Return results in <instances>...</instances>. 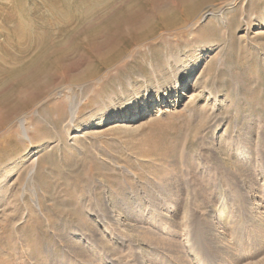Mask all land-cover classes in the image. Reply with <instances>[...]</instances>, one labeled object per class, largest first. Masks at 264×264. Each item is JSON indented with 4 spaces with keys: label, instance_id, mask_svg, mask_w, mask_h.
<instances>
[{
    "label": "rangeland",
    "instance_id": "rangeland-1",
    "mask_svg": "<svg viewBox=\"0 0 264 264\" xmlns=\"http://www.w3.org/2000/svg\"><path fill=\"white\" fill-rule=\"evenodd\" d=\"M172 1L141 0L96 79L2 109L0 264H264V0L136 45L128 26ZM12 28L0 15V44Z\"/></svg>",
    "mask_w": 264,
    "mask_h": 264
},
{
    "label": "bare ground",
    "instance_id": "bare-ground-1",
    "mask_svg": "<svg viewBox=\"0 0 264 264\" xmlns=\"http://www.w3.org/2000/svg\"><path fill=\"white\" fill-rule=\"evenodd\" d=\"M2 1L0 15L8 24L13 23L12 34L4 44H0V129L4 128L3 131L12 124L1 117V112L10 100L24 103L38 89H43L45 97L34 105L37 107L60 94L66 87H48L47 82L51 77L57 75L60 82L72 85L85 84L96 79L101 67H109L122 58L125 55L122 42L104 49L96 47H100L108 37L118 35L127 21L137 17L141 4V0H122V5L117 0H35L33 3L34 0H11L9 7L5 8ZM204 1L175 0L159 9L157 7V12L150 18L128 26L134 31L135 44L138 45L159 30L169 31L184 22L197 24L219 7L213 4L216 0H207L211 2L206 7ZM235 1L224 0L222 7ZM31 4L39 5L40 12L35 15L36 23L30 26L20 16L30 19L26 8ZM81 47L90 49L95 59L82 69L73 71L70 63ZM159 98L163 104L165 95ZM129 114L133 118L136 116L133 112ZM129 114L123 118H128ZM128 120L131 121V118ZM19 122L23 127L25 121L21 119ZM4 138L0 143L8 139ZM13 149L0 145V152L3 153H12ZM216 216V219L223 218L221 214Z\"/></svg>",
    "mask_w": 264,
    "mask_h": 264
}]
</instances>
